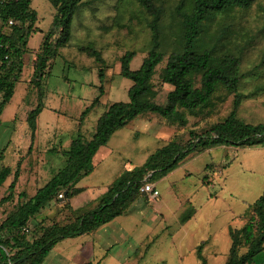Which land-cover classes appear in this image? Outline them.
<instances>
[{
    "label": "rangeland",
    "instance_id": "obj_1",
    "mask_svg": "<svg viewBox=\"0 0 264 264\" xmlns=\"http://www.w3.org/2000/svg\"><path fill=\"white\" fill-rule=\"evenodd\" d=\"M84 2L86 4L73 18V36L69 46L59 50L58 55L50 61L51 69L44 75L43 110L38 117L36 131L32 132L27 116L36 108L38 96L27 90L26 82L33 69V60L37 56L34 52L42 46L55 15V10L48 0H32L31 6L39 15L38 31L29 39L30 52L25 57V69L17 86L18 91L5 109L0 127V172L5 166L13 169V174L0 187V200L8 196V187L20 164V175L13 197L0 207V224L24 201L19 197L21 193H25L27 198L32 197L65 167L67 159L61 152L68 151L74 139L79 136L85 140L92 138L99 118L109 105L128 101V91L133 83L121 76V57L127 51H137V56L131 64L132 70H137L149 51L151 16L136 0ZM178 2L179 0L162 1L167 9L162 20L163 26L170 25V10ZM211 27V33L216 35L224 30V43L235 54H240L244 70L253 69L261 63L264 58V0H258L249 10H236L229 16L222 17ZM88 45L99 50L106 61L105 92L101 97L100 65L94 57L80 49ZM165 65L166 60L157 68V74L151 83L152 95L156 96L159 104H164L167 94L173 90L172 86L164 84L159 77ZM256 74V77L247 78V82L240 89L244 98L239 115L247 123L253 124L264 123V92L253 94L257 88L264 87V65ZM97 98L99 102L93 107ZM234 98L235 95H227L221 91L212 113L188 117L189 122L185 127L172 125L156 114H146L117 131L110 144L96 154L94 171L79 182L81 187L90 185L93 188L77 197L76 204L81 207L76 210L77 215L94 209L98 198L130 165L140 166L151 154L171 140L185 143L190 139L191 132L201 134L211 125L223 121L233 110ZM23 100L24 103L21 104ZM88 108L90 110L82 120V114ZM180 167L181 170L175 174L172 182V189L182 204L179 221L174 222L175 224L170 222L168 225L160 215L157 216L156 226L142 245L144 256L141 255L139 264H185L190 258L195 259L198 264H226L231 245L226 254H211L207 251L208 238H189L185 244L187 247H180L183 254L177 255L174 252L175 246L171 248L168 241H176L180 237L183 225L199 208L205 206L204 200L214 202L216 207L212 210L207 205V210L202 209L206 213L205 216L220 221L229 214L224 211L218 213L217 208L223 209L228 203L239 205L240 198L247 197L241 224L230 227V233L243 228L252 215L250 205L258 198L257 194L260 196L264 192V147L214 148L189 156ZM148 183L153 184L150 181ZM256 191L258 193L254 194ZM249 197L255 199L252 201ZM59 199L52 202L38 216L43 218V222L59 221L63 224L73 219V215L66 210L68 204L71 206V200L65 199L64 195ZM155 199L142 193L129 210L132 208L131 212L136 211L138 207L144 210V213L149 211L153 215L158 214L159 212L150 205ZM93 200L95 201L92 203ZM140 230L144 232L143 229ZM141 234L136 231L135 235L130 237L131 248L126 249L118 243L114 234L103 230L102 241L107 247L102 248L99 244V236L94 238L98 245L95 250L96 257L94 256L92 261H84V254L78 253L82 244L89 238L67 239L52 250L44 264H97L107 253L108 257L101 264H118L120 259L121 263L134 264L132 260L127 262L129 256L126 254L135 255L137 249H141ZM171 249L173 253L169 252ZM121 251L123 252L120 256Z\"/></svg>",
    "mask_w": 264,
    "mask_h": 264
},
{
    "label": "trees",
    "instance_id": "obj_2",
    "mask_svg": "<svg viewBox=\"0 0 264 264\" xmlns=\"http://www.w3.org/2000/svg\"><path fill=\"white\" fill-rule=\"evenodd\" d=\"M55 10L52 24L44 37L40 52L33 62L30 90L38 96V104L27 116L32 132L43 110L44 75L51 69L61 48L69 46L73 18L86 4L84 0H48ZM163 0H136L151 16L149 51L139 69L131 64L137 51H127L120 59L121 76L133 84L128 91V101L112 103L99 118L90 140L81 136L74 139L70 149L61 152L66 165L35 195L27 198L18 209L0 224V264H44L52 250L62 241L91 235L102 226L124 215L141 196V187L157 181L176 170L189 156L217 147H264V123H247L239 115L244 96L241 87L247 78L256 77L261 63L244 70L240 54H235L224 43V30L211 33L212 24L236 10H249L258 0H179L170 10L168 27L163 26L165 16ZM88 3V2H87ZM32 0H18L0 5V127L2 115L11 102L20 82L29 54V39L37 32L39 15L31 6ZM9 21H13L9 25ZM168 29V30H167ZM81 51L95 58L100 65V97L104 95L105 59L94 46L81 47ZM166 60L159 77L173 87L164 104L152 95V81L157 68ZM235 95L233 110L221 122L211 125L201 134L190 133L183 143L171 140L151 154L146 161L132 170L124 171L99 199L97 206L77 215L70 204L68 212L73 219L45 223L38 216L60 195L71 200L84 192L77 187L81 179L94 171V158L106 147L112 136L134 119L146 114H156L172 125L185 127L188 117L208 115L215 109L220 92ZM264 92L257 88L254 95ZM99 98L93 103V107ZM82 114V120L89 112ZM34 135V134H33ZM20 164L8 187V196L0 200V207L13 197L20 175ZM13 174L10 166L0 172V187ZM252 215L240 230L231 231V248L226 264H264V192L250 205ZM188 219H186L187 221ZM28 232H24V229ZM91 264V263H88Z\"/></svg>",
    "mask_w": 264,
    "mask_h": 264
},
{
    "label": "crops",
    "instance_id": "obj_3",
    "mask_svg": "<svg viewBox=\"0 0 264 264\" xmlns=\"http://www.w3.org/2000/svg\"><path fill=\"white\" fill-rule=\"evenodd\" d=\"M28 48H29V43H28ZM40 49H41V47L34 53L38 54ZM35 60L36 59H34L33 62ZM32 67H33V69H32L31 75L29 76V78L27 79L28 81L26 82L28 91L30 90V87H29L30 83L29 82H30V79H31L33 71H34V65H32ZM24 69H25V66H24ZM24 69H23V71H24ZM20 81H21V79H20ZM18 84H17V86H18ZM17 86L15 89V94L18 91ZM15 94H14V96H15ZM14 96H13V98H14ZM13 98H12L11 102L13 101ZM21 99L17 103V107L19 106ZM23 103H24V100L22 101L21 104H23ZM21 106H23V105H21ZM113 136H112V138H113ZM112 138H111V140H112ZM111 140H110V142H111ZM110 142H109V144H110ZM217 148H219V147H217ZM135 167H138V166L130 165L126 170H132ZM179 170H181V167L180 168L178 167L176 170L169 173L167 176L153 182L154 187L159 190L160 194L158 197H156L155 200H153V202L150 203V205H152L154 207V210H156V212H159L158 214L156 213L155 215H153L149 211L148 212L146 211L147 213H144L145 211L142 209H139L138 207L136 208V211L131 212V210H132V208H131L130 210L128 209V211L124 215H122L121 217L116 218L112 222L102 226L95 233H93L91 235L81 236L82 238L83 237L89 238V239H86V241L82 244V247L80 248V251L78 252V253L84 254V256H85L83 258L84 261H86L85 259L92 261V258L94 259V256L96 257L97 253L95 250L97 248L96 246L98 245V243H97L98 241L101 242L99 244L102 246V248H103V246L107 247V244L102 241L103 236L101 235V232H103V230H107V232H111L112 234H114V237L118 241V243H120L126 249L131 248V246H132L131 242L132 241L130 240V237L134 236L136 231H138V232L142 233L140 235L141 241L139 242L141 249H137L135 255H134V253L131 254L132 256L130 254H126V255L129 256L127 262H130L132 260L134 262V264H139L142 260L141 255L144 256L143 255L144 254V250H143L144 248H142L143 247L142 245H144V243L148 239L152 229L154 228V226H156L157 221H155V220L157 219V216L160 215V217H162L163 220L166 221V224H168V225L170 222H171V224H175L174 222L179 221V211L182 208V204H181V200L179 199V196L177 197L175 195V192L172 189V187H173L172 182L175 179V174ZM77 187L83 188L84 192L88 191V189H90V188H93V186H90V185H86V186L81 187V186H79V183L77 184ZM106 191H107V189L105 190V192ZM84 192H82L79 195L84 194ZM255 193L257 194L258 192L256 191V192H254V194ZM79 195H77L71 199V207L74 210L81 208L78 204H76V200H77V197ZM102 195H101V197H102ZM260 196H261V194H260ZM260 196H258V194H257L256 197L259 198ZM100 198H98V199H100ZM258 198H256V200ZM246 199H247V197H244V199L240 198V204L239 205H236V203H231V204L228 203L227 206L223 209L217 208L218 213L224 211V213L229 214L225 219L220 220V221H216L211 217L205 216L206 213H204L202 211V209L207 210V208H208L207 205H209L212 210H215L216 207H215L214 202H212V201L204 202L205 201L204 200L203 205H205V206L204 207L201 206L202 209L199 208L198 211L193 215V217L191 219H189L185 225H183L180 237H178L176 239V241H174L172 239L168 241L170 247L173 248L175 246L174 252L177 255H181V254H183L182 253L183 250H180V247H182L183 245L186 246L185 244H186L187 239H189V238L190 239H193V238L197 239L198 238V239L203 240L205 238H208L209 244L207 245V251L209 253H211V254H226L229 251V248L231 245L230 227H234L236 225L241 224L242 213L245 212V209L247 206ZM249 199L254 200L255 198L249 197ZM94 201L95 200H93L92 203ZM238 227H240V226H237V228ZM140 229H143L144 232H141L142 230H140ZM97 236H99V239L96 242V239L95 240H93V239L97 238ZM171 238H172V236H171ZM193 245H195V242ZM178 247H179V249H178ZM186 247H185V249H186ZM122 252L123 251H121V253L119 254L120 256L122 255ZM165 252H168V251L165 250ZM169 252L173 253L172 249ZM108 255H109V253L104 255V258L102 257V259L100 261H98L97 264H101V262L104 261L105 258L108 257ZM119 261L120 262H117L118 264H124L123 262L121 263V261H122L121 259ZM89 263L93 264V262H89ZM185 264H198V262H196L195 259L190 258V260H187V262H185Z\"/></svg>",
    "mask_w": 264,
    "mask_h": 264
},
{
    "label": "built area",
    "instance_id": "obj_4",
    "mask_svg": "<svg viewBox=\"0 0 264 264\" xmlns=\"http://www.w3.org/2000/svg\"><path fill=\"white\" fill-rule=\"evenodd\" d=\"M16 1L18 0H0V5H4V4H8V3L16 2ZM12 24H13V21H9V25H12ZM140 191L144 194H148L152 198H156L159 196V191L156 190L153 184L148 183V182L141 187ZM59 197L61 198L63 197V195H60ZM42 219H43L42 217H38V221H42ZM24 232L25 233L28 232V229L27 228L24 229L23 233Z\"/></svg>",
    "mask_w": 264,
    "mask_h": 264
}]
</instances>
